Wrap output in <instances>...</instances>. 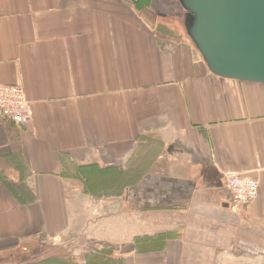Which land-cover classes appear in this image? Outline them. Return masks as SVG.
Masks as SVG:
<instances>
[{"label": "crops", "instance_id": "crops-1", "mask_svg": "<svg viewBox=\"0 0 264 264\" xmlns=\"http://www.w3.org/2000/svg\"><path fill=\"white\" fill-rule=\"evenodd\" d=\"M180 5L0 0V84L32 107L0 117V264L264 262V83L213 74Z\"/></svg>", "mask_w": 264, "mask_h": 264}, {"label": "water", "instance_id": "water-1", "mask_svg": "<svg viewBox=\"0 0 264 264\" xmlns=\"http://www.w3.org/2000/svg\"><path fill=\"white\" fill-rule=\"evenodd\" d=\"M185 31L209 70L264 83V0H179Z\"/></svg>", "mask_w": 264, "mask_h": 264}, {"label": "built area", "instance_id": "built-area-1", "mask_svg": "<svg viewBox=\"0 0 264 264\" xmlns=\"http://www.w3.org/2000/svg\"><path fill=\"white\" fill-rule=\"evenodd\" d=\"M0 117L19 127L30 124L32 107L22 84H0ZM226 186L234 202L248 205L257 199L260 182L250 176L229 173Z\"/></svg>", "mask_w": 264, "mask_h": 264}, {"label": "rangeland", "instance_id": "rangeland-1", "mask_svg": "<svg viewBox=\"0 0 264 264\" xmlns=\"http://www.w3.org/2000/svg\"><path fill=\"white\" fill-rule=\"evenodd\" d=\"M180 6H182V5H180ZM183 8V7H182ZM184 9V8H183ZM172 13V12H171ZM169 14V15H171V16H169L168 17V19L167 20H171V24H173V25H175V18H174V16L172 15V14ZM184 16H186V13L184 14ZM175 22H174V21ZM172 26V25H171ZM175 27H176V25H175ZM178 27H179V29H178V32H180V33H182L181 32V27H184V24L183 23H181V21H178ZM177 27V28H178ZM117 168H120V167H116V172L117 171H119V172H121V168L120 169H117ZM118 172V173H119ZM133 174V173H132ZM107 183H110V182H105V181H98V182H92V184L94 185V186H97V185H99V186H102L103 184H106V185H108ZM117 183V181L115 182V184ZM121 183H124V185L126 186V183H130V182H127V181H123V182H121ZM87 184H88V182H87ZM88 185H90V184H88ZM102 199V198H101ZM233 200V199H232ZM234 202V201H233ZM236 205H241V204H237L236 202H234ZM63 251V250H62ZM62 251H56L57 253H52V254H57V255H55V256H53V257H51L52 259H50V258H47V259H45V261H43V259H39V260H37V261H34L32 264H67L68 262L70 263V261H72V256H68V255H65V254H70V252L68 251L67 253H65V252H62ZM64 251H67V250H64ZM60 256H63V260L62 261H59V255ZM68 260H70V261H68ZM261 264H264V262H260ZM228 264H238V262H236V263H234V261H230V262H228Z\"/></svg>", "mask_w": 264, "mask_h": 264}]
</instances>
